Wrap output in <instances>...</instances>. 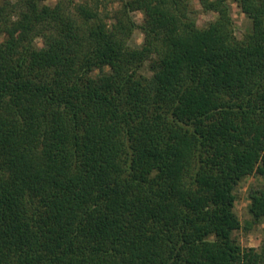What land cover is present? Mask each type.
<instances>
[{
    "label": "trees",
    "instance_id": "obj_1",
    "mask_svg": "<svg viewBox=\"0 0 264 264\" xmlns=\"http://www.w3.org/2000/svg\"><path fill=\"white\" fill-rule=\"evenodd\" d=\"M229 1L0 0V264H264V0L241 39Z\"/></svg>",
    "mask_w": 264,
    "mask_h": 264
},
{
    "label": "rangeland",
    "instance_id": "obj_2",
    "mask_svg": "<svg viewBox=\"0 0 264 264\" xmlns=\"http://www.w3.org/2000/svg\"><path fill=\"white\" fill-rule=\"evenodd\" d=\"M56 0H50L55 2ZM232 8V16L235 23L236 36L241 39L246 32L251 31L252 23L246 14H244L241 8L233 0H230ZM118 6V3L110 4L109 7ZM193 8L196 10L194 17L199 26H205L210 20L216 17L215 13H205L201 11V6L195 1ZM134 20L140 24L143 21L141 12L134 11L132 13ZM143 40V34L136 30L130 39L129 43L132 46H138ZM143 71L150 74L147 67H143ZM262 182V177L258 173H253L246 176L234 189L236 194L235 212L237 213L241 227L234 232L235 238L239 241L242 247H254L260 250L264 247V219L260 222H253L251 214L249 212V190L251 187L259 185Z\"/></svg>",
    "mask_w": 264,
    "mask_h": 264
}]
</instances>
